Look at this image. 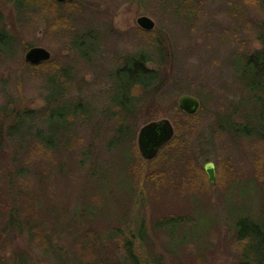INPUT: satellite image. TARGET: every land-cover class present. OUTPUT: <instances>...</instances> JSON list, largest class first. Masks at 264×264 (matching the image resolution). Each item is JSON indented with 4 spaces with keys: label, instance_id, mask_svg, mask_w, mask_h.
I'll use <instances>...</instances> for the list:
<instances>
[{
    "label": "rangeland",
    "instance_id": "374dc122",
    "mask_svg": "<svg viewBox=\"0 0 264 264\" xmlns=\"http://www.w3.org/2000/svg\"><path fill=\"white\" fill-rule=\"evenodd\" d=\"M75 1L89 17L78 29L100 32L92 67L70 50L74 33L62 40L48 31L41 8L21 18L14 3L0 2V28L19 54L0 57V264H75L88 238L100 264H125L115 235L133 241L140 264H240L241 221L263 229L254 241L264 247V91L254 98L238 73L241 59L262 49L264 12L247 0ZM141 17L155 23L152 32L138 26ZM25 43L78 79L65 96L91 120L77 116L64 137L60 112L71 107L57 98L45 118L47 96L58 93L48 84L56 71L27 64ZM141 52L151 56L161 94L141 99L136 116L120 114L128 129L119 138V97L109 93L122 62ZM183 96L200 102L195 120L179 110ZM14 111L31 114L14 121ZM163 119L177 141L167 161L150 165L138 134ZM38 140L57 147L42 154ZM208 163L216 170L209 185L196 175ZM35 226L46 230L44 246L30 236Z\"/></svg>",
    "mask_w": 264,
    "mask_h": 264
},
{
    "label": "trees",
    "instance_id": "16d2710c",
    "mask_svg": "<svg viewBox=\"0 0 264 264\" xmlns=\"http://www.w3.org/2000/svg\"><path fill=\"white\" fill-rule=\"evenodd\" d=\"M2 2L14 3L16 10L20 14V17H24V13L28 12V10L36 8L42 9V14L45 15L48 19V31H53L55 33L61 34V39L65 40L66 33H74L69 42L70 50L74 52L79 58L81 62H84L87 66H94L96 64V56L94 54L97 52L98 44L97 42V34L100 32L93 31H85L78 29L79 26H82L84 20L89 17H83L85 13L84 6L79 2L75 1L73 3L66 4H58L54 0H1ZM0 1V2H1ZM252 3H256L257 7L264 12V0H247ZM181 6L180 13L182 11H186L189 13L188 7ZM184 11V12H185ZM264 14V13H263ZM85 16V15H84ZM83 19V21H82ZM0 16V26L2 24ZM23 20V19H22ZM77 28V30L75 29ZM70 35V33H69ZM68 35V36H69ZM259 40L262 45V49L255 52L251 56L246 57L245 59H241L242 66L238 69L239 77L241 83L244 85L245 89L252 95L254 98H257V93L262 89L264 91V27L262 28V32L259 34ZM15 40L11 37L5 28H0V57L9 58L11 60L18 59L19 54L16 52V47L14 44ZM156 43V45H155ZM153 47H158V42L152 43ZM21 48L24 52L29 51L32 48L30 43H25L21 45ZM161 52L160 48L158 49ZM163 55V53H161ZM151 56L145 52H141L140 54H136L131 56L122 62L121 68L118 69L115 73L114 85L110 90L111 95L114 97H119L116 99L117 103L115 108L118 111H113V117L120 125H118L116 129V134L119 138L124 136V131H127L126 125H124V119L120 114H125L126 116H136V112L138 111V105L140 104V100L151 96V93L154 96H160V75L157 71L151 70L148 68V65L152 61ZM54 65V61H49L48 63L41 64L36 67H40L41 69H49L52 72H55L53 77L48 79L49 82L55 84L58 88V93L56 95H48V106L44 112L45 118L52 116L51 104L53 100L60 101L62 105L69 106L71 109L64 108L60 112V117L67 121L68 129L64 130L62 136L64 137L65 133L68 132L69 126H71L76 120L77 116H80L83 120H91V117L87 114V112L81 110L82 103H71L66 98L67 92L70 91L71 82H76V78L71 76L68 69L63 68H52ZM91 66V67H92ZM263 101V100H262ZM133 103V104H132ZM76 104V105H75ZM75 105V106H74ZM14 121L18 120L22 115L31 114L29 112L21 113L18 111H14ZM179 112V111H178ZM181 113V112H179ZM182 114V113H181ZM185 114V113H184ZM183 115V114H182ZM185 119L188 121L195 120L194 116L183 115ZM120 118V119H119ZM11 127L8 129V133ZM131 134V133H130ZM10 136V135H9ZM1 137V135H0ZM61 137V138H63ZM175 140V141H174ZM41 144V153L47 152V150H53L57 147V145H49L44 142L38 140ZM177 141V138H174L168 145H166L159 153L158 157L149 162V164H153L155 162H159L160 159L165 158L167 161V157L164 156L165 150L174 144ZM69 143V142H68ZM72 148V146H71ZM178 154V153H177ZM182 156H176L174 159L180 158ZM262 169L264 171L263 162H261ZM191 168V166H190ZM199 173H196L197 178H204V181L207 185H209V180L207 179V175L203 168H200ZM197 172V171H196ZM165 178V177H164ZM150 180H156L154 176L149 177ZM200 179V178H199ZM264 182V180H263ZM251 225L247 223V221H241L239 224L240 232L236 235V241L239 245H242L245 250V255L242 256V262L240 264H264V247L257 246L255 247L254 238L261 230H263L260 226L254 224L252 229H249ZM242 230V232H241ZM246 232V233H245ZM46 230L43 226H35L30 229V236L32 240L37 244L44 246L47 244L46 240L48 236L45 235ZM46 238V239H45ZM110 240L113 242L116 240L119 242L120 252L122 253L125 264H140L139 258H137L134 251V244L131 239L124 238L120 241V239L115 236H111ZM77 255L75 256V264H100V261L93 255L96 249V243L90 241L89 238L87 241L81 242L78 244ZM264 245V244H263ZM247 251L255 252L252 254L253 256H249ZM262 251V252H261Z\"/></svg>",
    "mask_w": 264,
    "mask_h": 264
},
{
    "label": "water",
    "instance_id": "95a60500",
    "mask_svg": "<svg viewBox=\"0 0 264 264\" xmlns=\"http://www.w3.org/2000/svg\"><path fill=\"white\" fill-rule=\"evenodd\" d=\"M58 4L73 3L75 0H54ZM138 26L147 32H152L155 29V23L145 17L137 19ZM25 57V62L32 66H38L48 63L51 60V54L44 48H32ZM179 109L188 116H195L200 110L199 101L191 96H183L180 98ZM175 135L172 123L163 119L160 121L151 122L145 125L138 134L137 146L139 153L144 161L151 162L158 156L159 152L169 144ZM204 171L207 175L210 184L216 181V170L212 163L204 166Z\"/></svg>",
    "mask_w": 264,
    "mask_h": 264
},
{
    "label": "flooded vegetation",
    "instance_id": "af4514ba",
    "mask_svg": "<svg viewBox=\"0 0 264 264\" xmlns=\"http://www.w3.org/2000/svg\"><path fill=\"white\" fill-rule=\"evenodd\" d=\"M159 121H160V120H159ZM154 122H155V121H154ZM149 123H150V122H149ZM149 123H148V124H149ZM172 126H173V125H172ZM173 128H174V126H173ZM174 131H175V128H174ZM174 137H175V135H174ZM174 137H173V139H174ZM172 141H173V140H172Z\"/></svg>",
    "mask_w": 264,
    "mask_h": 264
}]
</instances>
